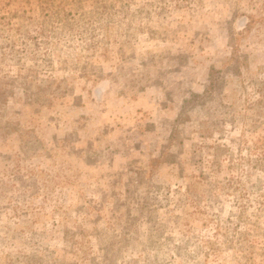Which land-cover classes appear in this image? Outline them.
I'll return each instance as SVG.
<instances>
[{"label":"rangeland","instance_id":"rangeland-1","mask_svg":"<svg viewBox=\"0 0 264 264\" xmlns=\"http://www.w3.org/2000/svg\"><path fill=\"white\" fill-rule=\"evenodd\" d=\"M0 264H264V0H0Z\"/></svg>","mask_w":264,"mask_h":264}]
</instances>
